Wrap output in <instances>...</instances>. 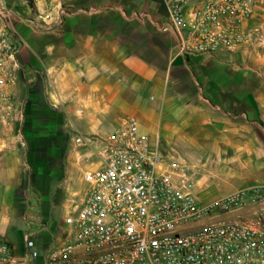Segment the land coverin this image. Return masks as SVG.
Masks as SVG:
<instances>
[{
	"label": "crops",
	"instance_id": "0c3cea01",
	"mask_svg": "<svg viewBox=\"0 0 264 264\" xmlns=\"http://www.w3.org/2000/svg\"><path fill=\"white\" fill-rule=\"evenodd\" d=\"M2 7L0 27L20 46L17 97L25 114L49 108L41 111L53 117L49 135L69 121L92 132L133 116L162 154L238 178L234 191L264 182V101L246 91V68L232 64L246 49L181 53L176 34L161 29L160 0H0ZM247 27L259 32L254 50L263 61L264 0ZM10 139L0 132V243L20 260L27 233L42 250L63 240L68 211L55 219L65 197L56 195L58 181L71 183L76 206L86 185L70 157L61 178L53 167L39 173Z\"/></svg>",
	"mask_w": 264,
	"mask_h": 264
},
{
	"label": "built area",
	"instance_id": "2783aa9c",
	"mask_svg": "<svg viewBox=\"0 0 264 264\" xmlns=\"http://www.w3.org/2000/svg\"><path fill=\"white\" fill-rule=\"evenodd\" d=\"M160 1L161 29L176 34L181 53L214 56L260 41L247 27L259 0ZM19 47L0 27V132L23 146ZM65 125L68 156L86 186L77 206L66 200V233L46 264H264V182L202 204L197 170L164 157L135 117L119 116L110 129L92 132ZM34 248L27 233L16 260L0 243V264L30 263L38 257Z\"/></svg>",
	"mask_w": 264,
	"mask_h": 264
},
{
	"label": "rangeland",
	"instance_id": "374dc122",
	"mask_svg": "<svg viewBox=\"0 0 264 264\" xmlns=\"http://www.w3.org/2000/svg\"><path fill=\"white\" fill-rule=\"evenodd\" d=\"M165 9L162 8L160 16L166 20ZM256 46H250L247 50V55L243 60H234L232 64L244 66L246 68L247 78H246V91L254 92L256 89V94L264 101V60L259 59V49L254 50ZM33 109V107H32ZM41 111L50 112L48 107H40L35 113L25 114L24 111V121L20 128L22 134L21 146L27 154H25L26 161L32 166L36 167L39 173H46L47 169L53 167V174L56 177L61 178V167L68 165V130L65 126H60L55 130V135H49L51 131L48 126L53 123L51 120L53 117L50 116L51 113L45 114ZM28 115V116H27ZM52 121V122H50ZM50 122V123H49ZM54 131V130H53ZM12 140V139H11ZM19 145V144H18ZM29 148V150H28ZM164 157L173 158V154L163 152ZM77 168V167H76ZM51 171V174H52ZM210 169H204L197 172V182L195 187V193L199 202L206 204L214 198L230 193L237 188L242 186V183L237 179H225L222 177V171H214L212 173ZM236 172V171H235ZM242 171H237L240 175ZM215 175V176H214ZM56 195L60 194L61 191L65 192V197H63L62 204L56 209L55 219H61L63 216V210H66V200L73 198L68 197L67 193L75 192L73 189L71 191L72 185L68 181L67 183L58 181L56 184ZM70 188V191L67 190ZM78 192V191H77ZM81 196V192L76 195L77 198ZM75 197V198H76ZM44 219V218H43ZM41 222H44V220ZM28 221V219H26ZM46 231H44L45 233ZM37 237H34L36 239ZM55 246V240L47 243L45 248L42 250L40 248H34L38 254V257L32 260L30 263L25 264H46V254L47 252ZM24 251L22 252V257Z\"/></svg>",
	"mask_w": 264,
	"mask_h": 264
}]
</instances>
